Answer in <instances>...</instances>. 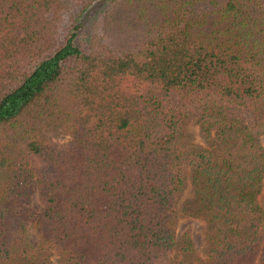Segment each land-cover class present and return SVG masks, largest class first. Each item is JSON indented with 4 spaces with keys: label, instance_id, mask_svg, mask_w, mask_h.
Returning <instances> with one entry per match:
<instances>
[{
    "label": "trees",
    "instance_id": "obj_1",
    "mask_svg": "<svg viewBox=\"0 0 264 264\" xmlns=\"http://www.w3.org/2000/svg\"><path fill=\"white\" fill-rule=\"evenodd\" d=\"M263 118L264 0H0V264H264ZM187 183L195 261L170 256Z\"/></svg>",
    "mask_w": 264,
    "mask_h": 264
},
{
    "label": "rangeland",
    "instance_id": "obj_2",
    "mask_svg": "<svg viewBox=\"0 0 264 264\" xmlns=\"http://www.w3.org/2000/svg\"><path fill=\"white\" fill-rule=\"evenodd\" d=\"M117 12L113 15V20L110 25L103 29L102 34L105 41L115 49H133L139 45L142 38V30L139 26H135L132 20V14L125 15V8L117 5ZM48 137L56 143H64L67 136L55 131L46 132ZM184 138L188 147L195 149L204 145L199 125L194 119L189 121L184 129ZM260 140L264 146V118L260 124ZM16 148V147H15ZM33 193L30 198L29 205L40 208L37 200V194L33 184ZM261 195L264 197V185L261 189ZM194 195L193 188L190 183H187L181 192L178 199V212L174 222V233L176 238L181 237L184 233L187 234L191 242L192 251L186 254L180 252H172L170 255L173 258L184 261H195L205 258L206 241L204 237V230L206 226L205 220L199 216L194 215ZM30 239L35 242L36 238L34 232L29 229ZM262 251H260L253 259L248 261V264H256Z\"/></svg>",
    "mask_w": 264,
    "mask_h": 264
}]
</instances>
